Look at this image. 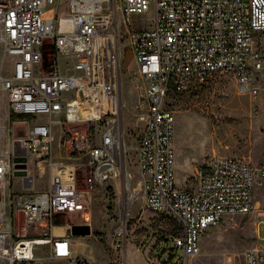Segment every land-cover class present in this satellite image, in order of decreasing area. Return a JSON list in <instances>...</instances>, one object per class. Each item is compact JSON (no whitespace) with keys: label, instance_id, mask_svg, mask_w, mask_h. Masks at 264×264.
<instances>
[{"label":"built area","instance_id":"1","mask_svg":"<svg viewBox=\"0 0 264 264\" xmlns=\"http://www.w3.org/2000/svg\"><path fill=\"white\" fill-rule=\"evenodd\" d=\"M144 14L152 17L150 28L134 24ZM260 33L264 0H0V101L9 105L8 143L0 155V264L33 263L45 246L50 260L75 258L71 225L60 221L83 216L89 195L106 184L122 207L115 249L124 247L136 202L176 225L155 239L154 264H176L179 251L187 264L200 255L206 230L224 218L254 215L257 226L264 223V162L215 155L195 169L194 188L177 187L176 119L166 104L170 92L224 73L235 78L240 96H250L252 112L264 114V57L255 47ZM123 40L144 82L134 189L119 107ZM61 56L76 60L66 64L69 73L59 68ZM111 98L116 113L103 111ZM16 122L27 123L26 130L15 134ZM259 132L264 136V123ZM16 143L25 154L16 153ZM30 155L49 188L18 194L16 178L25 187L34 182ZM126 182L130 196L122 200ZM56 227L68 228L58 235ZM242 255L244 264H264V248ZM237 257L226 253L223 264Z\"/></svg>","mask_w":264,"mask_h":264},{"label":"rangeland","instance_id":"2","mask_svg":"<svg viewBox=\"0 0 264 264\" xmlns=\"http://www.w3.org/2000/svg\"><path fill=\"white\" fill-rule=\"evenodd\" d=\"M247 1V0H246ZM134 24L150 28V14L134 16ZM121 46V79L119 107L125 129V140L129 150L130 173L133 176L132 187L138 180L136 146L142 134V124L137 120V114L142 109L141 97L144 82L138 73V66L132 51L123 40ZM255 47L264 57V33L256 36ZM76 60L59 57V68L63 74L69 73V66ZM166 104L170 105L175 115L174 148L176 163V185L178 188L191 189L196 186L195 169L202 166L213 156H233L250 160L255 165L264 162V136L260 128L264 123L262 112H252L250 96H240L235 78L231 74H218L204 83H194L183 93L170 92ZM258 105V103H255ZM117 112L114 98L109 104H103V111ZM9 105L7 100L0 101V155L8 143V133L4 130L7 124ZM27 123L16 122L10 128L18 134L26 130ZM61 157H66L61 151ZM29 176L34 182L25 187L24 181L16 178L13 181V192L33 193L46 191L49 188V177L46 174L40 179L35 170L33 157L29 156ZM18 197V196H17ZM262 200V199H261ZM141 203L136 202L132 209V219L126 227L125 243L127 246L139 247L145 241L155 240L159 235L174 229L172 220L158 216L155 213L141 210ZM84 221L80 212L62 217L63 225H87L91 229L89 235L74 236L71 229L74 256L72 259L50 260L48 249L43 247L37 252V260L30 264H106L110 259L125 262L124 250L114 248L112 235L121 223L122 207L119 196L111 184L97 186L89 195V206L84 210ZM68 228V227H63ZM61 231V230H60ZM65 233V232H64ZM201 253L190 258L187 264H223L226 253L237 252L235 264H244L242 252L253 247L264 248V223L257 227L254 215H236L224 218L215 227H210L200 240ZM130 250L128 251V255ZM145 258V257H144ZM176 264H184L183 253L178 252ZM148 264L152 260L145 258Z\"/></svg>","mask_w":264,"mask_h":264},{"label":"crops","instance_id":"3","mask_svg":"<svg viewBox=\"0 0 264 264\" xmlns=\"http://www.w3.org/2000/svg\"><path fill=\"white\" fill-rule=\"evenodd\" d=\"M155 245L156 240L149 242L144 240L139 247L127 246L125 243L123 247L125 262L123 264H148L147 261H145V258L150 259ZM129 250L130 254L128 255Z\"/></svg>","mask_w":264,"mask_h":264},{"label":"water","instance_id":"4","mask_svg":"<svg viewBox=\"0 0 264 264\" xmlns=\"http://www.w3.org/2000/svg\"><path fill=\"white\" fill-rule=\"evenodd\" d=\"M16 153L25 154L24 150L19 149L18 143H16ZM71 233L74 236L89 235L91 233V229L87 225H71Z\"/></svg>","mask_w":264,"mask_h":264},{"label":"bare ground","instance_id":"5","mask_svg":"<svg viewBox=\"0 0 264 264\" xmlns=\"http://www.w3.org/2000/svg\"><path fill=\"white\" fill-rule=\"evenodd\" d=\"M123 190H124V192H123L124 195H123L122 200H124V199H128L129 196H130V194H129V192H128V183H127V182H126V184H124ZM124 197H125V198H124ZM60 230H61V231H60ZM64 232H65V228H63V227H56V228H55V233L58 234V235H63Z\"/></svg>","mask_w":264,"mask_h":264},{"label":"trees","instance_id":"6","mask_svg":"<svg viewBox=\"0 0 264 264\" xmlns=\"http://www.w3.org/2000/svg\"><path fill=\"white\" fill-rule=\"evenodd\" d=\"M172 93H175V92H172ZM177 94V93H176ZM169 95V94H168ZM168 107H170V105H168ZM158 216H160V217H163V218H166V219H168V220H172V219H170L168 216H164V215H158ZM176 228V227H175ZM174 228V229H175Z\"/></svg>","mask_w":264,"mask_h":264}]
</instances>
